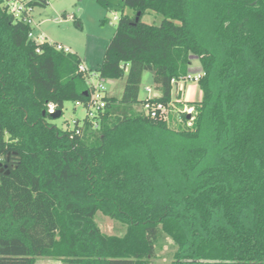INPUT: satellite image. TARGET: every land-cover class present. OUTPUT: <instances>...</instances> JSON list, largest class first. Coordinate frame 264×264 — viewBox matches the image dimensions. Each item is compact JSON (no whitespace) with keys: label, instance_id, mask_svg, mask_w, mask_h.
I'll return each instance as SVG.
<instances>
[{"label":"trees","instance_id":"16d2710c","mask_svg":"<svg viewBox=\"0 0 264 264\" xmlns=\"http://www.w3.org/2000/svg\"><path fill=\"white\" fill-rule=\"evenodd\" d=\"M95 2L117 15L95 73L125 82L89 118L81 59L30 40L0 0V264H152L161 235L170 264H264V0ZM193 58L201 100L176 104L191 116H146L143 73L169 109ZM65 102L86 110L70 131L49 123Z\"/></svg>","mask_w":264,"mask_h":264},{"label":"rangeland","instance_id":"374dc122","mask_svg":"<svg viewBox=\"0 0 264 264\" xmlns=\"http://www.w3.org/2000/svg\"><path fill=\"white\" fill-rule=\"evenodd\" d=\"M44 4H35L31 11L33 20L31 26L32 38L36 43H41L40 35L46 41L67 47L73 54H76L90 73L95 70L102 62L104 51L108 41L112 38L117 15L105 11L95 0H40ZM148 25L158 26L162 21L160 15L146 13L141 20ZM192 77L202 74V70L197 58L192 59V64L188 70ZM124 78L116 80H104L108 96L119 99L124 88ZM152 90L150 97L155 95L152 84V74L144 72L140 84L139 100L146 99L145 88ZM201 100V91L197 82H180L173 87L172 102L167 108L168 119L172 114L174 120L180 119L179 112L186 113L189 117L191 112H187L186 105L180 107L179 104L187 102H198ZM139 109V107H138ZM191 109V108H189ZM86 116V110L78 103L65 102L62 115L58 119H51L49 123L62 131L73 130L75 122L82 126ZM174 128V124H171ZM143 136L149 142H159L164 139L162 136L155 135L151 131H144ZM177 139V138H173ZM95 222L100 231L106 235L122 236L125 233L126 225L120 221L110 219L101 213L95 216ZM175 247L172 241L164 235L157 240L156 257L152 264H170L173 260ZM55 260L39 258L36 264H48ZM56 263V262H55Z\"/></svg>","mask_w":264,"mask_h":264},{"label":"built area","instance_id":"2783aa9c","mask_svg":"<svg viewBox=\"0 0 264 264\" xmlns=\"http://www.w3.org/2000/svg\"><path fill=\"white\" fill-rule=\"evenodd\" d=\"M38 0H4L5 5L7 7L8 13L13 17L15 21H21L26 24H28L30 27L32 26L33 20L31 17V11L32 7L30 6L31 2H34V4ZM29 39L34 41L32 38L31 31L28 35ZM41 43H35L36 44H48L50 46H54V48L58 51H63L65 53H71L70 50L67 47H63L59 44L54 45V43L48 42L45 40V38L40 35ZM37 53H39V50H36ZM79 72L84 73L88 76V84L90 86V97L88 101V109H87V115L89 118H92L94 116V113L102 109L105 105L103 101V97L106 95L105 91L106 88L103 85L102 81L98 79L96 73H90L89 70L83 65L80 64L78 67ZM201 74H198L197 76H190L189 74L186 77L185 81L189 82H197L200 78ZM145 93L147 95L146 101L143 104V112L146 116L152 119H166L167 109L166 107L161 103H151L149 100H151L154 96L150 97V94L152 93V90L148 87L145 88ZM192 109H188L187 112H191ZM54 107L52 105L48 106V113L52 114L54 113Z\"/></svg>","mask_w":264,"mask_h":264},{"label":"water","instance_id":"95a60500","mask_svg":"<svg viewBox=\"0 0 264 264\" xmlns=\"http://www.w3.org/2000/svg\"><path fill=\"white\" fill-rule=\"evenodd\" d=\"M43 3H44V2L38 0L35 4H43ZM60 116H61V112H59V111H56V112L50 114V117H51L52 119H58Z\"/></svg>","mask_w":264,"mask_h":264},{"label":"crops","instance_id":"0c3cea01","mask_svg":"<svg viewBox=\"0 0 264 264\" xmlns=\"http://www.w3.org/2000/svg\"><path fill=\"white\" fill-rule=\"evenodd\" d=\"M64 47V46H63ZM70 50V49H69ZM71 52V51H70ZM72 53V52H71ZM83 64V63H82ZM84 65V64H83ZM159 94L157 93V92H155V95H154V97H156V96H158ZM56 262V263H55ZM36 264V263H35ZM48 264H61L60 262H58V261H54V262H50V263H48Z\"/></svg>","mask_w":264,"mask_h":264}]
</instances>
